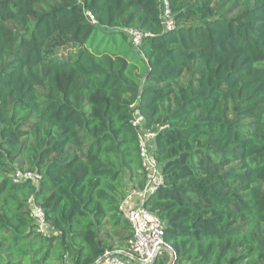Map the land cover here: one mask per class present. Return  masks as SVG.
Here are the masks:
<instances>
[{"label":"trees","instance_id":"16d2710c","mask_svg":"<svg viewBox=\"0 0 264 264\" xmlns=\"http://www.w3.org/2000/svg\"><path fill=\"white\" fill-rule=\"evenodd\" d=\"M167 1L172 30L158 0H0V264L127 247L117 206L125 178L143 179L133 102L165 182L147 207L176 263L264 264V0Z\"/></svg>","mask_w":264,"mask_h":264},{"label":"built area","instance_id":"2783aa9c","mask_svg":"<svg viewBox=\"0 0 264 264\" xmlns=\"http://www.w3.org/2000/svg\"><path fill=\"white\" fill-rule=\"evenodd\" d=\"M161 9V19L166 30L175 28L169 3L167 0H158ZM85 17L93 24L96 20L89 10H84ZM128 35L135 47L141 43L142 32L136 28L128 29ZM130 123L138 137L140 165L143 171L142 185L126 188L120 199L117 210L127 220L130 226V236L127 247L118 253L107 252L99 264H138L123 255L131 254L141 262L147 264L152 261L155 247L166 244L164 241V225L157 215L147 207L149 199L165 186L164 176L154 154L155 132L145 126V117L133 102L130 104ZM13 182L23 180L37 181L41 175L33 171L15 170L11 175ZM27 207L32 218L34 231L40 236L47 237L51 234L44 218L41 206L35 203L32 197L27 200ZM48 264V263H38ZM173 264H177L176 262Z\"/></svg>","mask_w":264,"mask_h":264},{"label":"water","instance_id":"95a60500","mask_svg":"<svg viewBox=\"0 0 264 264\" xmlns=\"http://www.w3.org/2000/svg\"><path fill=\"white\" fill-rule=\"evenodd\" d=\"M130 40L131 39L129 37L128 41H130ZM163 252H165L167 255V260H166L165 264H173L176 262V255H175L173 249L170 246H168L167 244H159L155 247V250L153 252L152 261L147 263V264H153L157 260L158 256ZM123 255L130 258L131 260H133L134 262H136L138 264H145V263L141 262L140 260H138L137 258H135L134 256H132L131 254L123 252ZM101 259L97 260L94 264H99L101 262Z\"/></svg>","mask_w":264,"mask_h":264},{"label":"crops","instance_id":"0c3cea01","mask_svg":"<svg viewBox=\"0 0 264 264\" xmlns=\"http://www.w3.org/2000/svg\"><path fill=\"white\" fill-rule=\"evenodd\" d=\"M140 182H142V177L140 175L134 176L131 180L125 178V188L136 187Z\"/></svg>","mask_w":264,"mask_h":264}]
</instances>
